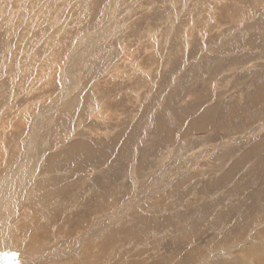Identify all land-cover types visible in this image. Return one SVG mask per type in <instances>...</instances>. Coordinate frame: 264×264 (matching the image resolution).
<instances>
[{"label":"rangeland","instance_id":"374dc122","mask_svg":"<svg viewBox=\"0 0 264 264\" xmlns=\"http://www.w3.org/2000/svg\"><path fill=\"white\" fill-rule=\"evenodd\" d=\"M113 1L0 0V176L28 142L24 173L40 186L15 185L0 251L21 264H264V0ZM155 118L166 130L152 133ZM43 193L37 223L19 225Z\"/></svg>","mask_w":264,"mask_h":264},{"label":"bare ground","instance_id":"6f19581e","mask_svg":"<svg viewBox=\"0 0 264 264\" xmlns=\"http://www.w3.org/2000/svg\"><path fill=\"white\" fill-rule=\"evenodd\" d=\"M11 3V2H10ZM113 4L115 3V0L112 2ZM153 3H154V0H153ZM166 3V2H165ZM184 3V2H183ZM155 4V3H154ZM117 9V8H116ZM118 9H119V7H118ZM117 9V10H118ZM147 9V8H146ZM162 9V8H161ZM114 11V10H113ZM150 12V11H149ZM106 14V13H105ZM107 15V14H106ZM110 15V14H109ZM89 16H90V13H89ZM108 16V15H107ZM180 16V15H179ZM104 17V16H103ZM110 18H111V16H109ZM104 18H102V20H103ZM112 19V18H111ZM110 19V20H111ZM116 19V18H115ZM177 19H178V17H177ZM105 20V19H104ZM104 20H103V22H104ZM109 20V19H108ZM112 20H114V17H113V19ZM116 20H118V19H116ZM113 22V21H112ZM118 22V21H117ZM159 22V21H158ZM106 23V22H105ZM103 24V23H102ZM110 24H111V22H110ZM109 23H108V25H110ZM148 24V23H147ZM244 24V23H243ZM82 25V24H81ZM105 26V25H104ZM205 27V26H204ZM102 29V28H101ZM108 29V31H109V28H107ZM106 29V30H107ZM97 30V29H96ZM96 30H94V31H96ZM185 30V29H184ZM50 32V31H49ZM99 32V31H98ZM185 32V31H184ZM80 33V32H79ZM85 33H87V32H85ZM95 32H93V34H94ZM101 33V32H100ZM102 33H103V31H102ZM152 33H153V31H152ZM97 34V33H96ZM131 34V33H130ZM155 34V33H154ZM83 35V34H82ZM171 35V34H170ZM169 35V36H170ZM185 35V34H184ZM206 35V34H205ZM84 36V35H83ZM148 36H149V34H148ZM152 36H153V34H152ZM175 36V35H174ZM108 37V36H107ZM179 37V36H178ZM186 37H187V35H186ZM186 37H184V39L186 38ZM236 37V36H235ZM183 38V37H182ZM87 39V38H86ZM179 39V38H178ZM88 40V39H87ZM211 40V39H210ZM153 41V40H152ZM90 42V41H89ZM159 42V41H158ZM149 43V42H148ZM154 43V42H153ZM161 43V42H160ZM186 43V42H185ZM222 43V42H221ZM164 44H165V42H164ZM213 44V43H212ZM236 44V43H235ZM156 45H157V43H156ZM89 46V45H88ZM186 46V45H185ZM238 46V45H237ZM240 46V45H239ZM75 47V46H74ZM187 47V46H186ZM204 47V46H203ZM157 48V47H156ZM104 50V49H103ZM152 50V49H151ZM84 51H85V49H84ZM102 51V50H101ZM208 52H210V51H208ZM228 52V51H227ZM77 53V52H76ZM117 53V52H116ZM158 53V52H157ZM212 53V52H211ZM30 54V53H29ZM59 54V53H58ZM72 54V53H71ZM238 54V53H237ZM56 55V54H55ZM75 55V54H74ZM73 55V56H74ZM79 54H77V56H78ZM163 55V54H162ZM21 56V55H20ZM76 56V55H75ZM76 56V57H77ZM81 56V55H80ZM69 57V56H68ZM76 57H75V59H76ZM84 57V56H83ZM149 57V56H148ZM167 57V56H166ZM61 58V57H60ZM80 58V57H79ZM164 58V57H163ZM69 59V58H68ZM85 59V58H84ZM128 60V59H127ZM78 61V60H77ZM137 62V61H136ZM171 63V62H170ZM99 64V63H98ZM103 65V64H102ZM67 67V66H66ZM139 67V66H138ZM238 67V66H237ZM59 68V67H58ZM134 68V67H133ZM125 69V68H124ZM168 69V68H167ZM140 70H142V69H140ZM229 70V69H228ZM227 70V71H228ZM65 71H67V69H65ZM145 71V70H144ZM240 71V70H239ZM63 72H64V70H63ZM139 72V71H138ZM146 73V72H145ZM151 73V72H150ZM57 74H59V73H57ZM67 74V73H66ZM66 74H64V75H66ZM138 74V73H137ZM144 74V73H143ZM63 76V75H62ZM69 76V75H68ZM151 76V75H150ZM50 77V76H49ZM65 77V76H64ZM52 78V77H51ZM202 78V77H201ZM12 79V78H11ZM49 79V78H48ZM65 79V78H64ZM63 79V80H64ZM84 79V78H83ZM134 79V78H133ZM43 80V79H42ZM66 80V79H65ZM135 80V79H134ZM140 80V79H139ZM60 81V83H58V84H61V85H63L62 83H61V80H59ZM67 81V80H66ZM33 83V82H32ZM76 84H78V83H76ZM144 84V83H143ZM78 86V85H77ZM87 86V85H86ZM33 87V86H32ZM81 87V86H80ZM62 88V87H61ZM64 88V87H63ZM75 88V87H74ZM157 88V87H156ZM169 88V87H168ZM13 89V88H12ZM34 89V88H33ZM83 89V87L81 88V90ZM153 89V88H152ZM75 90V89H74ZM77 90V89H76ZM86 90V89H85ZM84 90V91H85ZM155 90V89H154ZM79 91V90H78ZM61 92H62V89H61ZM73 93V92H72ZM72 93H70V94H72ZM78 93V92H77ZM77 93H75L74 92V94H77ZM80 94H81V92H80ZM82 94H83V92H82ZM87 94H89V93H87ZM60 95V94H59ZM62 95V94H61ZM78 95H79V93H78ZM77 95V96H78ZM66 96V95H65ZM65 96H64V98H65ZM94 96V95H93ZM71 97V96H70ZM74 98H75V96H73ZM78 97H80V96H78ZM161 97V96H160ZM194 97V96H193ZM58 98V97H57ZM60 98H61V96H60ZM63 98V97H62ZM73 98V99H74ZM87 98V97H86ZM188 99V98H187ZM53 100V99H52ZM57 100V99H56ZM59 100V99H58ZM61 100V99H60ZM59 100V101H60ZM80 99H77V101H79ZM85 100V99H84ZM76 101V100H75ZM81 101H82V99H81ZM70 102V101H69ZM74 102V101H73ZM93 102V101H92ZM76 103V102H75ZM51 104H52V102H51ZM64 104H66V103H64ZM84 104V103H83ZM88 104H90V102L88 101L87 102V104L86 105H88ZM68 105V104H67ZM66 105V106H67ZM57 106V105H56ZM55 106V107H56ZM59 106V105H58ZM71 106H73V104H72V102H70V104H69V106L67 107V109H69V107H71ZM49 108H51V107H49ZM66 109V108H65ZM73 109V108H72ZM98 109H101V106L99 105L98 106V108H97V110H96V112L94 111V108H93V106L91 107V113H92V117H96V116H99V117H97L98 118V120H100L99 118H101V120L100 121H102V119L105 121V119H107V118H105V117H102L101 115H100V110L98 111ZM48 110V109H47ZM57 110V109H56ZM59 110V109H58ZM26 111V110H25ZM55 111V110H54ZM70 111V110H69ZM49 112H51L52 113V111H49ZM79 112V111H78ZM64 113H65V111H64ZM73 113V112H72ZM81 113V112H80ZM52 114H55V113H52ZM59 114H61V113H59ZM99 114V115H98ZM62 115H63V113H62ZM71 115H73V114H71ZM74 115H75V111H74ZM77 115V114H76ZM25 116V115H24ZM51 116V115H50ZM66 116V115H65ZM79 116V115H78ZM89 116V115H88ZM52 117V116H51ZM38 118V117H37ZM63 118L65 119V117L63 116ZM62 118V119H63ZM69 118V117H68ZM86 118V117H85ZM89 118V117H88ZM184 118V117H183ZM79 119V118H78ZM90 119V118H89ZM35 120V119H34ZM93 120H96V119H93ZM217 120V119H216ZM48 122H49V120H47ZM46 121V122H47ZM204 121V120H203ZM65 122H67V121H64V123ZM85 122V121H84ZM92 122H94V121H92ZM36 123V122H35ZM44 123V122H43ZM42 123V124H43ZM51 123V122H50ZM58 123H60V122H58ZM63 123V124H64ZM95 123V125L97 126V124L99 123V121H98V123H96V121L94 122ZM201 123H203V122H201ZM11 124V123H10ZM46 124V123H45ZM36 126H37V124H35ZM100 125V124H99ZM165 125V126H164ZM64 126H65V124H64ZM153 126H154V130L152 131V133H155L156 132V130H162L164 127V129L163 130H166V124H165V122H163L162 120H157V118H155L154 119V124H153ZM194 126V125H193ZM2 127V126H1ZM32 127V126H31ZM35 127V126H34ZM56 127V125L54 126V128ZM101 127V126H100ZM203 127V126H202ZM260 127V126H259ZM36 128V127H35ZM61 128V126L58 128V130ZM1 129V128H0ZM13 129V128H12ZM30 129V128H29ZM56 129V128H55ZM55 129H53V130H55ZM99 129V128H98ZM100 129H102L103 130V128L101 127ZM171 129V128H170ZM2 130V129H1ZM9 130V129H8ZM11 130V129H10ZM30 131V130H29ZM64 131V130H63ZM105 131V130H104ZM6 132V131H5ZM4 132V133H5ZM12 132V131H11ZM25 132H26V130H25ZM31 132H33L32 131V129H31ZM34 132H36V131H34ZM74 132V131H73ZM72 132V133H73ZM86 132V131H85ZM107 132V131H106ZM172 132V131H171ZM9 132H7V134H8ZM30 133V132H29ZM70 133V132H69ZM164 133V132H163ZM168 133V132H167ZM248 133V132H247ZM15 134V133H14ZM28 134V133H27ZM63 134V133H62ZM68 134V133H67ZM71 134V133H70ZM70 134H68V135H70ZM74 134V133H73ZM86 134V133H85ZM92 134H94V133H92ZM29 135V134H28ZM30 136V135H29ZM32 136V135H31ZM67 136V135H66ZM84 136V135H83ZM88 136V135H87ZM98 136V135H97ZM152 136V135H151ZM34 137V136H33ZM32 137V138H33ZM93 135L91 136V137H89L90 139H93ZM116 137V136H115ZM144 137V136H143ZM169 137V136H168ZM168 137L166 138V139H168ZM22 138V137H21ZM23 138H24V136H23ZM27 138H28V136H27ZM68 138V137H67ZM71 138V137H70ZM34 139V138H33ZM32 139V140H33ZM86 139V138H85ZM162 139V138H161ZM240 139V138H239ZM6 140V139H5ZM28 140V139H27ZM31 140V139H30ZM83 140V139H82ZM226 140V139H225ZM29 141V140H28ZM84 141V140H83ZM152 141H155V144L157 143V138L156 139H154V140H152ZM237 141V140H236ZM91 142V141H90ZM92 143V142H91ZM179 143V142H178ZM26 144V143H25ZM25 144H23V145H25ZM27 147H24V149H26V152L24 153V158H23V161L22 162H20L18 165H17V167H16V169H15V171H13V172H9V173H6L5 175H2V176H0V214H3V210H4V208H6L8 205H9V202H8V198H13V199H15L16 197H17V195H18V193H19V190H17L16 188H15V185L18 183V182H23V183H26V181H27V183H26V185H30L31 187H27V188H25V190H27V191H29L30 190V188H33V190H36L37 191V189H39L40 188V186L38 185V184H35V176H34V174L33 173H31L30 174V177H29V170H27V171H25V173H24V169L26 168V166H27V164H28V162L33 158L31 155H33V154H30L29 153V151H30V146H31V144L30 143H28L27 142ZM84 144V143H83ZM93 144V143H92ZM144 144V143H143ZM97 145H98V143H97ZM151 145V144H150ZM183 145V144H182ZM181 145V146H182ZM78 147H83V146H81L80 144H78L77 145ZM99 146V148H100V146H101V144L100 145H98ZM128 146V145H127ZM178 146H179V144H178ZM180 146V147H181ZM58 147V146H57ZM88 147V146H87ZM183 147V146H182ZM185 147V146H184ZM90 148V147H89ZM95 148H96V145H95ZM244 148V147H243ZM184 149V148H183ZM68 150V149H67ZM89 150H91V149H89ZM94 150V149H93ZM172 150H173V148H172ZM31 151H32V153H33V151L34 150H32L31 149ZM70 151H71V153L72 154H74L75 155V150L73 149V148H71L70 149ZM99 151H101V150H99ZM203 151V150H202ZM91 152V151H90ZM118 152V151H117ZM178 152V151H177ZM176 152V153H177ZM184 152V151H183ZM195 152V151H194ZM206 152V151H205ZM28 153V154H27ZM101 153V152H100ZM148 153V152H147ZM180 153V152H179ZM179 153H178V155H179ZM60 154V153H59ZM86 154H87V152H86ZM117 154V153H116ZM172 154V153H171ZM181 154H182V151H181ZM89 155V154H88ZM169 155V154H168ZM263 155V154H262ZM163 156V155H162ZM181 156V155H180ZM198 156V155H197ZM89 157H90V159H92L93 158V156H91V155H89ZM167 157V156H166ZM176 157V156H175ZM182 157V156H181ZM199 157V156H198ZM211 157H212V155H211ZM5 158V155L4 154H2L1 155V158H0V167L1 168H3V165H2V163L4 162V159ZM57 158V157H56ZM145 158V157H144ZM168 158V157H167ZM171 158V157H170ZM169 158V159H170ZM185 158H186V156H185ZM185 158H182V159H185ZM258 158V157H257ZM48 159L49 160H47V161H53L54 159H55V156L54 155H50V156H48ZM168 159V160H169ZM187 159V158H186ZM189 160H190V158H188ZM113 160V159H112ZM36 161V160H35ZM216 161V160H215ZM59 162V161H58ZM37 163H40V160L38 159L37 160ZM4 164V163H3ZM46 164V163H45ZM189 164V163H188ZM193 164V163H192ZM208 164V163H207ZM211 164V163H210ZM6 165V164H5ZM42 165V164H41ZM178 165V164H177ZM134 166V165H133ZM185 166V165H184ZM195 166V165H194ZM10 167H12V166H10ZM10 167H8V169L7 170H9V168ZM39 167V166H38ZM37 167V168H38ZM46 167L47 166H44L43 168H42V170H45L46 169ZM135 167V166H134ZM132 168V167H131ZM12 169V168H11ZM181 169V168H180ZM187 169V168H186ZM7 170H6V172H7ZM10 171H12V170H10ZM133 171V170H132ZM159 172V171H158ZM160 172H161V170H160ZM69 173V172H68ZM3 174H4V172H3ZM25 174V175H24ZM161 174H163L162 172H161ZM1 175V174H0ZM24 175V176H23ZM217 175V174H216ZM132 176V175H131ZM205 176V175H204ZM134 179V178H133ZM196 179V178H195ZM57 180H59V179H57ZM66 180V179H65ZM137 180V179H136ZM42 181V180H41ZM56 182V181H55ZM54 181H53V184H55V186H57L58 184H56ZM43 183V182H42ZM48 183V182H47ZM57 183H59V181H57ZM51 184V183H50ZM48 185V184H47ZM59 185H60V183H59ZM193 186V185H192ZM203 187V186H202ZM45 189V188H44ZM39 191V190H38ZM54 192V191H53ZM35 193V192H34ZM56 193V192H55ZM10 194H12V196H10ZM38 194V193H37ZM45 193H43V194H41V195H38V196H35L34 194V198L32 199H29V200H27L26 201V203H25V205H24V207L26 208V213H25V219L27 220V224H30V225H27L24 221H22V220H20V222H19V225H21V226H24V227H27V228H29V229H32V227H33V225L35 224V223H37V217L36 216H38L39 215V213H43L42 212V210H45V208L43 207V206H40V200H41V197H42V195H44ZM194 194V193H193ZM32 195V196H33ZM213 195H215V194H213ZM211 198V197H210ZM5 202V203H4ZM3 203H4V207H2L3 206ZM149 203V202H148ZM35 211V213H34V218L33 219H31V217H32V215L30 216V214L28 215L27 213H28V211ZM32 214V213H31ZM35 214H37L36 216H35ZM106 215V214H105ZM166 219H169V217H166ZM258 219V218H257ZM42 220V219H41ZM262 220V219H261ZM260 222V221H259ZM6 223V222H5ZM8 226V229H10L11 231H12V234H13V229L10 227V225H7ZM12 226V225H11ZM1 227H0V232H1ZM10 245V244H9ZM11 247H12V249H14V246H15V244L13 243V246L12 245H10ZM38 251H40V249L38 250ZM46 257V256H45ZM38 259H40L41 261H43V262H46L44 259H41V258H38ZM31 261V260H30ZM33 263V262H32ZM37 263H40V261L38 260V262ZM17 264H19V263H17ZM21 264V263H20ZM24 264H29V263H24Z\"/></svg>","mask_w":264,"mask_h":264},{"label":"water","instance_id":"95a60500","mask_svg":"<svg viewBox=\"0 0 264 264\" xmlns=\"http://www.w3.org/2000/svg\"><path fill=\"white\" fill-rule=\"evenodd\" d=\"M17 252L8 249V251H0V264H17V260H21L20 256L17 259ZM20 264V263H19Z\"/></svg>","mask_w":264,"mask_h":264}]
</instances>
